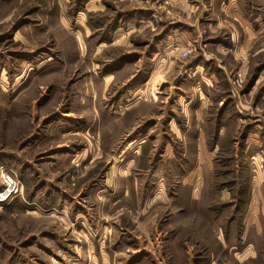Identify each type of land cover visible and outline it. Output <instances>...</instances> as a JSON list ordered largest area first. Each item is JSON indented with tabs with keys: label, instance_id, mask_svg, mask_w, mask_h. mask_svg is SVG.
<instances>
[{
	"label": "rangeland",
	"instance_id": "374dc122",
	"mask_svg": "<svg viewBox=\"0 0 264 264\" xmlns=\"http://www.w3.org/2000/svg\"><path fill=\"white\" fill-rule=\"evenodd\" d=\"M95 1L0 0V264H264V0Z\"/></svg>",
	"mask_w": 264,
	"mask_h": 264
},
{
	"label": "crops",
	"instance_id": "0c3cea01",
	"mask_svg": "<svg viewBox=\"0 0 264 264\" xmlns=\"http://www.w3.org/2000/svg\"><path fill=\"white\" fill-rule=\"evenodd\" d=\"M238 1L239 0H221L219 3V7L223 12H225V15L231 14V15L237 17L238 19H240V22L242 23V25H244L246 30L249 31L250 29H253L252 28L253 26H250V23L253 24V21H250L249 19H247L249 17H247L248 15H245V13H244L242 7L239 5ZM84 4H85L86 8L83 9L84 10V11H82L83 14H86V13L89 14L92 10L96 9V1L95 0H85ZM145 16L146 15H144V17ZM142 18L143 17H141V19ZM145 18L149 19V22H151L153 19L152 17H145ZM87 20H88V18H87ZM254 22H256L260 25L264 24V16H263L262 12H260V11L257 12V14L255 15ZM220 23H222V22L220 21ZM218 25H220L219 22L216 24V27ZM218 27H223V26L221 24V26H218ZM121 31H122V27H120V26L116 27L113 30L112 37L121 36L122 35ZM231 32H232L231 37L233 40L238 39V37H239V39L241 38L240 37L241 34L238 30H235V31L231 30ZM246 40H247V38H246ZM226 41L227 40H225V39L219 40L218 44L222 45L221 47H224L223 44H226L225 43ZM122 67H124V66H121V68ZM121 68H117V69L115 68V69H112L110 71H107V73H105V77H107L109 79L107 81L108 84L109 83L111 84V82L116 77L117 72ZM137 90L138 89H136L135 93H137ZM226 196H229V191H227ZM255 200H260V196H259V193H257L256 191L253 190V193H251V195L249 194L248 199L247 200L244 199V201H243V207L245 208V211H244L243 217L241 218V226L239 228L233 226L231 228V230L228 229V230H226V232L221 230L220 233L218 234V239L222 243V246L228 247V249H230L231 251H235V254H237V255H243V259H242L243 261L250 258V257L256 256L255 254L254 255L252 254L253 253L252 250H255V247H253V243L247 242L249 235L252 231V228H254L258 234H261V235L264 234V199H263V202L258 201L259 211L257 214V219L250 222V223L247 222V215L252 210V203ZM260 203L263 204L262 207H261ZM233 237L236 238L235 242L230 241L228 243V241H226L227 239L233 240L234 239ZM240 242H241V248H240V250H238L239 247H237V245ZM256 254H257V252H256ZM205 264H213V260L208 261Z\"/></svg>",
	"mask_w": 264,
	"mask_h": 264
},
{
	"label": "built area",
	"instance_id": "2783aa9c",
	"mask_svg": "<svg viewBox=\"0 0 264 264\" xmlns=\"http://www.w3.org/2000/svg\"><path fill=\"white\" fill-rule=\"evenodd\" d=\"M1 180L3 181V186L0 187V203L3 204L18 195L21 185L19 180L7 171H2Z\"/></svg>",
	"mask_w": 264,
	"mask_h": 264
},
{
	"label": "trees",
	"instance_id": "16d2710c",
	"mask_svg": "<svg viewBox=\"0 0 264 264\" xmlns=\"http://www.w3.org/2000/svg\"><path fill=\"white\" fill-rule=\"evenodd\" d=\"M246 191H247V190H246ZM246 191H245V192H246ZM245 192H244V193H245ZM248 195H249V193H248ZM244 199H246V200H247V199H248V196L246 197V195H245Z\"/></svg>",
	"mask_w": 264,
	"mask_h": 264
}]
</instances>
